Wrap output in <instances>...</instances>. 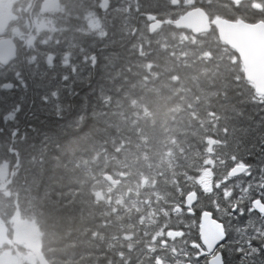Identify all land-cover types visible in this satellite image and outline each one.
<instances>
[{
	"label": "trees",
	"instance_id": "1",
	"mask_svg": "<svg viewBox=\"0 0 264 264\" xmlns=\"http://www.w3.org/2000/svg\"><path fill=\"white\" fill-rule=\"evenodd\" d=\"M191 1L108 0L103 12L102 0H62L0 64V214L35 222L50 264H183L205 210L225 223V264H264L247 251L264 238L252 206L264 203V96L216 28L150 34L146 17L199 6L264 21V0ZM238 163L249 169L233 177ZM191 191L195 215L176 214ZM172 225L189 227L180 241L165 236Z\"/></svg>",
	"mask_w": 264,
	"mask_h": 264
},
{
	"label": "water",
	"instance_id": "2",
	"mask_svg": "<svg viewBox=\"0 0 264 264\" xmlns=\"http://www.w3.org/2000/svg\"><path fill=\"white\" fill-rule=\"evenodd\" d=\"M233 3H239L242 0H228ZM173 5H177L179 0H171ZM103 10L108 9V0H102ZM148 18V30L150 34L157 32L164 23L172 24L178 29L186 28L194 34L207 32L211 26H214L219 38L222 42L234 49L243 65L245 78L250 81L258 95L264 96V21L247 22L245 20H230L223 17L210 20L209 15L201 7L192 8L181 14L174 20L167 19L162 21L157 19L152 13L146 14ZM18 43L14 38L4 37L0 39V64L4 67L8 66L17 58ZM12 82H5L2 87L6 90L13 89ZM249 169L247 164H235L229 171L233 177L244 174ZM113 181V179L111 178ZM111 202V197H109ZM198 202V193L189 192L184 198V207L188 209L190 214H194V206ZM254 207L264 213V204L262 202L255 203ZM182 206H176L174 211H180ZM2 223H0V246L6 237L2 231ZM200 240L206 251L204 253H213L227 237L225 223L216 218L210 210H205L200 215L199 223ZM30 249L36 253L43 264H47V260L42 253L41 246L37 239L30 244ZM191 264V263H188ZM208 264H225L221 251L215 253L209 258Z\"/></svg>",
	"mask_w": 264,
	"mask_h": 264
},
{
	"label": "flooded vegetation",
	"instance_id": "3",
	"mask_svg": "<svg viewBox=\"0 0 264 264\" xmlns=\"http://www.w3.org/2000/svg\"><path fill=\"white\" fill-rule=\"evenodd\" d=\"M46 1L47 0H0V11L5 6L9 5V8L12 13V17L10 19H7L4 25L0 26V39L4 38L1 36L3 33L14 30V27L11 29V27L14 25V24L11 25V22L13 21L15 22L17 21L20 23L24 22L25 24L28 23V25H31L32 27L37 22L39 23L40 21H43L44 18L40 16L46 15L49 11H51L49 10L48 7H46L48 9H45L44 5ZM58 2H59V7L57 9H54V11L60 9V3L62 2V0H58ZM246 2L247 0H242L241 2L234 4L240 5ZM189 5H192L191 0ZM254 6L256 8H259L261 5L254 2ZM22 38L23 37H21V39ZM205 188L206 190H209L210 187L206 186ZM259 201L262 202L261 199H255L252 202V206L254 207L255 203ZM183 205L181 204L178 205V206H182V209L180 211L175 212L176 214L181 215L182 213H184L186 216L195 215V214H190ZM254 210L257 209L254 207ZM258 211L259 210H257V212ZM259 212L262 214L261 211ZM0 222L3 225V230H1L2 231L1 233H3L4 231L6 237L5 238L6 241H3V243L0 246V264H43L36 255V253L30 249V244H33L35 239L38 240L40 246L42 247L41 233L35 222L27 219H22L19 214H14L10 216H3L0 214ZM198 222H200V218ZM198 226L199 225L195 226V229H197L199 233ZM162 228L163 230L164 229L168 230L165 236L172 238V240H179V241L181 238L184 237V233L189 229L188 226H183V225H172L169 227H162ZM155 238L157 239V236ZM252 239H253L252 248L247 251L251 252L255 258L264 259V238H261L259 237V235L255 234L252 236ZM188 240L189 239H187V241ZM163 244L166 245L167 244L166 241H164ZM221 245H219V247L213 253L206 254L204 253L206 251V248L202 245L199 234L198 241L190 242L188 244L190 250L188 252L186 251L187 256L183 264H188V263L208 264L209 258L212 257L218 251H221L223 254V246ZM170 246L168 247V249L170 248ZM235 246L237 245L235 244L234 248ZM172 253L175 257H178L177 250L174 249ZM46 260L48 262L47 264H50L49 259L46 258Z\"/></svg>",
	"mask_w": 264,
	"mask_h": 264
},
{
	"label": "rangeland",
	"instance_id": "4",
	"mask_svg": "<svg viewBox=\"0 0 264 264\" xmlns=\"http://www.w3.org/2000/svg\"><path fill=\"white\" fill-rule=\"evenodd\" d=\"M102 5L103 4H101V10L103 12L107 11L108 9L103 10ZM44 7H45V9L49 8V10H54V9H57L59 7V2H58V0H47ZM46 7H48V8H46ZM11 17H12V13H11V10L9 8V5H7L0 11V26L4 25L7 21V19H10ZM40 17H42V16H40ZM42 18H44V17H42ZM162 21H165V20H162ZM91 23L95 24L93 19H92ZM46 24H47V22L45 19H43V21H40L39 23L37 22L33 27L31 25H28V23L25 24L24 22L19 23V24L15 23L11 27V29L14 27V30L12 31L10 29L11 30V36H9V37L18 38V39H21V37H23L24 39L23 38L22 39L24 40V42L26 44L30 45L31 43H33V40L35 38L34 35L37 34L38 32H40L41 30H43L44 28H46L47 27ZM210 28H212V26ZM182 29H186V28H182ZM7 177H8L7 165L6 164H0V180H1L0 181V187H2L3 184H5ZM175 212H177V211H175ZM221 216L226 218L225 215L221 214ZM263 220H264V218H263ZM199 223L200 222H198L197 225H199ZM229 224H230V226H229L230 231L228 233H230L232 238H234L236 235H239V233H238L239 229L236 228L235 226H233L231 221L229 222ZM198 229H199V226H198ZM166 231H168V230H166ZM158 260H159L160 264H162V259L158 258Z\"/></svg>",
	"mask_w": 264,
	"mask_h": 264
},
{
	"label": "bare ground",
	"instance_id": "5",
	"mask_svg": "<svg viewBox=\"0 0 264 264\" xmlns=\"http://www.w3.org/2000/svg\"><path fill=\"white\" fill-rule=\"evenodd\" d=\"M173 5V4H172ZM178 5V4H177ZM177 5H174V6H177ZM195 8V7H194ZM192 9V8H191ZM202 9V8H201ZM205 11V10H204ZM157 18V17H156ZM209 18H210V16H209ZM216 19V18H215ZM172 20V19H171ZM210 20H213V19H211L210 18ZM187 209V208H186ZM188 210V209H187ZM1 223V222H0ZM3 226V225H2ZM2 230H3V227H2ZM226 240V239H225ZM223 243V242H222ZM203 245V244H202ZM204 246V245H203Z\"/></svg>",
	"mask_w": 264,
	"mask_h": 264
}]
</instances>
